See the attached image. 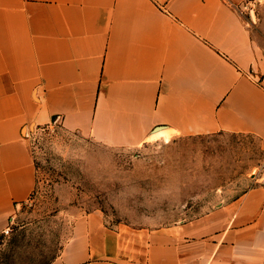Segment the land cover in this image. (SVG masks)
<instances>
[{
	"label": "crops",
	"instance_id": "1",
	"mask_svg": "<svg viewBox=\"0 0 264 264\" xmlns=\"http://www.w3.org/2000/svg\"><path fill=\"white\" fill-rule=\"evenodd\" d=\"M53 123L117 148L264 142V62L234 0H0V243L36 188L28 134ZM50 264H264V173L172 225L80 214Z\"/></svg>",
	"mask_w": 264,
	"mask_h": 264
},
{
	"label": "rangeland",
	"instance_id": "2",
	"mask_svg": "<svg viewBox=\"0 0 264 264\" xmlns=\"http://www.w3.org/2000/svg\"><path fill=\"white\" fill-rule=\"evenodd\" d=\"M264 62V0H234ZM36 188L1 235L0 264H50L74 219L101 212L113 227L158 228L232 201L264 173V142L218 133L111 147L60 123L32 128Z\"/></svg>",
	"mask_w": 264,
	"mask_h": 264
}]
</instances>
